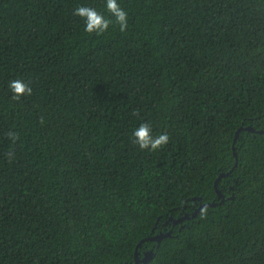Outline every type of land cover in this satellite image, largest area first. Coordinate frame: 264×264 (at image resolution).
Here are the masks:
<instances>
[{
    "label": "trees",
    "instance_id": "16d2710c",
    "mask_svg": "<svg viewBox=\"0 0 264 264\" xmlns=\"http://www.w3.org/2000/svg\"><path fill=\"white\" fill-rule=\"evenodd\" d=\"M119 3L0 0V264H264V0Z\"/></svg>",
    "mask_w": 264,
    "mask_h": 264
},
{
    "label": "clouds",
    "instance_id": "9594fccd",
    "mask_svg": "<svg viewBox=\"0 0 264 264\" xmlns=\"http://www.w3.org/2000/svg\"><path fill=\"white\" fill-rule=\"evenodd\" d=\"M105 6L107 11L111 13V15L115 18V23L119 25L120 31L124 32L128 27V14L123 8L120 7L119 0H106ZM74 15L83 19L84 31L89 34L95 33L97 35H101L108 31L109 26L112 23L111 20L106 19L94 8L84 6L77 7L74 11ZM9 87L13 93L14 98L16 99H19L21 96L31 95L32 93V88L22 80H13L12 82H10ZM9 136L12 140H15L17 138L14 133H9ZM133 137L135 143L139 146L141 150L147 149L149 151H153L160 148L162 145L167 144L169 140L167 133H163L158 136L152 135V126L148 122L140 123L139 126L134 130ZM234 157V162L237 163V156ZM235 165L233 163V166L227 173L220 174H223L224 176L230 173V171ZM220 174H218L217 177ZM217 177L215 178V180L217 179ZM220 196L223 199V195L221 194ZM210 203L214 202L212 201ZM202 204L204 203H201V205ZM147 251L149 250H146L145 252Z\"/></svg>",
    "mask_w": 264,
    "mask_h": 264
},
{
    "label": "water",
    "instance_id": "95a60500",
    "mask_svg": "<svg viewBox=\"0 0 264 264\" xmlns=\"http://www.w3.org/2000/svg\"><path fill=\"white\" fill-rule=\"evenodd\" d=\"M240 129H245V130H249V131H256V132H258V133H262L263 131H264V129H255V128H253L252 126H240L238 129H237V131H236V133H235V135H234V139H233V143L235 142V140H236V137H237V135H238V132L240 131ZM232 151H233V154H234V156H236V151L234 150V145L232 146ZM236 164V162H234V165ZM223 176V174H220L218 177H217V179L214 181V187H216V183H217V180L220 178V177H222ZM216 193H217V196L219 197L221 194H220V192L216 189ZM215 205V203H204V204H202L201 205V207H204V206H214ZM175 222H177V221H175ZM170 233H171V230L169 231V232H166L165 234H162V235H157V236H151V237H146V238H143V239H141L138 243H137V245H136V247L135 248H137V246H139L143 241H145V240H147V239H150V240H156L157 242L158 241H160L161 240V238L162 237H164V236H167V235H170ZM151 256H152V249H150L149 251H147V252H145L144 253V256L142 257V258H139L138 257V255H137V251L135 250L134 251V263L133 264H138L139 262H141V261H143V262H145V261H148L150 258H151Z\"/></svg>",
    "mask_w": 264,
    "mask_h": 264
},
{
    "label": "flooded vegetation",
    "instance_id": "af4514ba",
    "mask_svg": "<svg viewBox=\"0 0 264 264\" xmlns=\"http://www.w3.org/2000/svg\"><path fill=\"white\" fill-rule=\"evenodd\" d=\"M220 192V191H219ZM220 194H222L223 196H224V194L222 193V192H220ZM217 198H219L220 199V201H223V199H222V197L221 196H217ZM224 199H225V197H224ZM171 221H172V224L173 223H175V221H176V219H173L172 220V218H171V216L167 219V220H165L164 221V223L163 224H165V225H170V226H163V228L162 229H160V230H158V232L157 233H155V235H153V236H159V235H162V234H165L164 233V231L165 232H169L170 230H171ZM168 229V230H167Z\"/></svg>",
    "mask_w": 264,
    "mask_h": 264
}]
</instances>
